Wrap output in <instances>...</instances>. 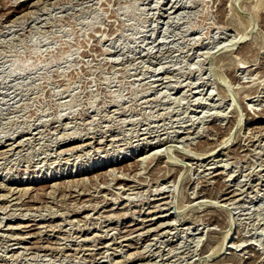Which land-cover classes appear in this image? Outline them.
Wrapping results in <instances>:
<instances>
[{"label": "rangeland", "instance_id": "obj_1", "mask_svg": "<svg viewBox=\"0 0 264 264\" xmlns=\"http://www.w3.org/2000/svg\"><path fill=\"white\" fill-rule=\"evenodd\" d=\"M263 133L264 0H0V264H264Z\"/></svg>", "mask_w": 264, "mask_h": 264}, {"label": "bare ground", "instance_id": "obj_2", "mask_svg": "<svg viewBox=\"0 0 264 264\" xmlns=\"http://www.w3.org/2000/svg\"><path fill=\"white\" fill-rule=\"evenodd\" d=\"M33 5V4H32ZM244 65H242L241 64V66H239V70H244V69H246V68H248V66H246L248 63L247 62H244L243 63ZM240 65V64H239ZM179 89V88H178ZM264 134V133H263ZM31 138V137H30ZM159 144V143H158ZM11 147H13L12 145H11ZM14 147H15V145H14ZM17 147V146H16ZM11 149V148H10ZM9 149V150H10ZM13 149V148H12ZM20 150V149H19ZM3 153V152H2ZM212 154H214V153H212ZM159 156V155H158ZM161 156V155H160ZM126 158L125 159H127V155L125 156ZM152 157V156H151ZM157 158V157H156ZM1 159V158H0ZM155 159V158H154ZM107 165V164H106ZM103 165H94V166H92L91 168H88V169H82L81 171H79V172H77V176L78 175H84L85 173H90L91 171H93V170H97V169H99V168H101ZM129 166V165H128ZM113 171V170H112ZM120 173V172H119ZM137 174V173H136ZM127 175V174H126ZM65 176H67L66 174H61V178H64ZM71 177H72V173H71ZM104 177V176H103ZM211 177V176H210ZM126 178V177H125ZM59 179V177L58 176H52V177H46V178H43L41 181L43 182V181H45V182H54L55 180H58ZM81 181V180H80ZM34 183V182H33ZM66 183V182H65ZM54 185V184H53ZM48 187H50L51 188V186H48ZM53 187H57V186H53ZM58 188V187H57ZM44 189V188H43ZM127 189V188H126ZM30 190V189H29ZM234 195V194H233ZM7 197V196H6ZM5 198V197H4ZM68 198V197H67ZM237 200V199H236ZM21 202V201H20ZM135 202V201H134ZM232 203V202H231ZM232 208V207H231ZM26 209V208H25ZM162 210V209H161ZM164 217V216H163ZM114 218V217H113ZM42 219V218H41ZM156 219V218H155ZM147 221V220H146ZM140 225V224H139ZM167 225V224H166ZM29 226V225H28ZM160 227V226H159ZM141 228V227H140ZM14 229V228H13ZM84 229V228H83ZM139 229V228H138ZM160 229V228H159ZM49 230H51V229H49ZM132 230V229H131ZM151 230V229H150ZM150 230H148L149 232H150ZM153 230H155V229H153ZM128 231V230H127ZM136 231V230H135ZM141 235V234H140ZM140 235H138V236H140ZM142 236V235H141ZM131 237H132V235H131ZM139 238V237H138ZM126 239V238H125ZM86 241V240H85ZM163 242V241H162ZM46 247V246H45ZM145 251V250H144ZM24 253V252H23ZM119 262V261H118ZM121 262V261H120ZM120 264V263H119ZM153 264V263H152Z\"/></svg>", "mask_w": 264, "mask_h": 264}]
</instances>
